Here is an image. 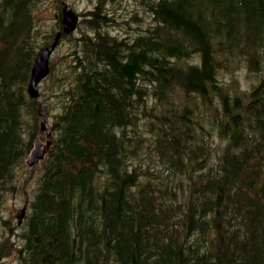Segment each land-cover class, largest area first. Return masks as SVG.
Segmentation results:
<instances>
[{"label":"trees","instance_id":"obj_1","mask_svg":"<svg viewBox=\"0 0 264 264\" xmlns=\"http://www.w3.org/2000/svg\"><path fill=\"white\" fill-rule=\"evenodd\" d=\"M140 2L129 38L88 11L47 135L27 85L54 33L36 37L38 0H0V211L27 208L0 214L9 264H264V0Z\"/></svg>","mask_w":264,"mask_h":264},{"label":"rangeland","instance_id":"obj_2","mask_svg":"<svg viewBox=\"0 0 264 264\" xmlns=\"http://www.w3.org/2000/svg\"><path fill=\"white\" fill-rule=\"evenodd\" d=\"M98 1L99 0H38V7L35 11V25L37 27L36 37L40 39V42L47 32L53 31V33H56L58 31L59 25L57 23V16L61 2H65L68 6L72 7L79 15V21L76 28L70 34H67L59 39L56 47L49 57V74L42 78L37 86L39 91L38 105L40 108L41 104L43 105L45 102L49 103L53 107L54 99L51 95H49L53 91L52 88L55 89L60 85L62 86L66 84L70 68L68 65L72 64V60L75 56L74 52H79L80 36L83 32L90 30L87 24L88 21L86 20L91 17L88 11L93 9L94 5L97 4ZM140 1L141 0H101L103 3L102 11H106L107 14L113 18L111 19L113 25H107L106 29L113 34H118L120 37L129 38L132 35L131 33L137 31V29L133 28H144L146 25L151 24L152 20L149 12ZM43 47H45V45H43L42 42V45L38 48V50ZM246 72L247 71L244 68H238L234 72L237 79L236 89L239 91H243L248 88L250 78ZM223 77L225 80L230 79L229 74L225 72L223 73ZM46 120L47 125H49L47 116ZM47 125L42 126V128L40 126L41 133H44ZM34 143L36 145L33 146L32 150H35L36 148L39 149V151L42 150L45 145L44 135H36L34 137ZM31 154L32 153L29 152L26 160H28ZM24 175L28 176L26 173H24ZM24 188L26 187L24 186ZM20 196L21 195L7 198L0 211L2 218L7 219L12 216V218L17 221L19 210H21L24 205L26 206V202L22 201V197ZM25 210H27V208ZM18 231L19 227H17V225L8 226L0 220V239L3 240L8 237V239L16 237L15 235ZM8 242L11 243V250L14 249L15 242H12L11 240ZM13 257L14 253L9 254L6 257L0 253V264H9Z\"/></svg>","mask_w":264,"mask_h":264},{"label":"water","instance_id":"obj_3","mask_svg":"<svg viewBox=\"0 0 264 264\" xmlns=\"http://www.w3.org/2000/svg\"><path fill=\"white\" fill-rule=\"evenodd\" d=\"M78 21V15L75 10H73L71 7H67L66 4L63 5L61 10V23H62V29L61 31H58L55 34L53 42L50 44L49 47H43L40 49L34 59L33 65L30 70V80L29 84L27 86L28 93L31 97H36L38 95L37 90V83L39 80L44 77L48 70H49V56L52 51V48L56 45L61 33H69L72 30L75 29L76 24ZM40 114H43L40 107H39ZM45 124V116L43 115L41 126H44ZM49 134V132H47ZM48 143H46V146L39 151V149L32 150L31 156L28 158L27 163L29 164H36L38 159L41 158L46 151ZM24 213V207L19 210L18 213V219L23 215Z\"/></svg>","mask_w":264,"mask_h":264}]
</instances>
